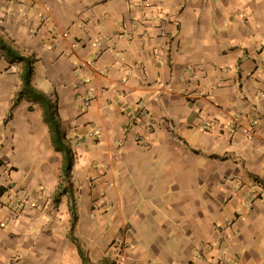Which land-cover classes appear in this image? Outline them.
Listing matches in <instances>:
<instances>
[{"label": "crops", "instance_id": "0c3cea01", "mask_svg": "<svg viewBox=\"0 0 264 264\" xmlns=\"http://www.w3.org/2000/svg\"><path fill=\"white\" fill-rule=\"evenodd\" d=\"M0 39L75 211L0 49V264H264V0H0Z\"/></svg>", "mask_w": 264, "mask_h": 264}, {"label": "trees", "instance_id": "16d2710c", "mask_svg": "<svg viewBox=\"0 0 264 264\" xmlns=\"http://www.w3.org/2000/svg\"><path fill=\"white\" fill-rule=\"evenodd\" d=\"M0 49L3 50L7 55L11 56L13 59L23 63V71L21 76V88L14 97L12 102V107L15 106L20 100L23 98L29 99L30 101L36 102L40 104L43 108V120L49 127L50 139L55 152L61 154V167H60V185L65 182L68 187L71 186L70 183V172L73 166L74 161V153L72 152L70 146L65 141V134L62 129L56 105L52 103L48 97L40 90L34 88L30 83L31 77V60L21 56L18 52H16L13 48H11L8 44L3 42L0 39ZM28 110H32L31 107ZM58 186V190H59ZM5 188L0 186V196L5 192ZM67 192L66 189L60 190V193ZM58 197V196H56ZM58 200V198L56 199ZM70 213L72 219H75V211L74 207L71 203L70 205ZM79 256L81 259L80 264H114L108 257L102 258L97 263H93L89 260V258L84 254V252L78 247Z\"/></svg>", "mask_w": 264, "mask_h": 264}, {"label": "rangeland", "instance_id": "374dc122", "mask_svg": "<svg viewBox=\"0 0 264 264\" xmlns=\"http://www.w3.org/2000/svg\"><path fill=\"white\" fill-rule=\"evenodd\" d=\"M132 122V121H131ZM62 159V158H61ZM60 182H61V180H60ZM60 185V184H59ZM60 188H59V191L60 190H62V189H66V191L68 190V194L66 195V198H67V205L69 206V214H70V226L72 225V223H73V219H72V216H71V213H70V205H71V203H70V205H69V201H70V198H72V197H70L71 196V194L70 193H72V187L71 186H69L68 187V185L65 183V182H63V183H61V185L59 186ZM57 195V194H56ZM73 199V198H72ZM71 199V200H72ZM50 203L51 204H53V205H57L58 203H57V200H56V196H55V194L51 197V201H50ZM85 254V253H84ZM109 259H110V261H112L113 263L115 262L113 259H111L110 257H108ZM116 259V258H115Z\"/></svg>", "mask_w": 264, "mask_h": 264}]
</instances>
